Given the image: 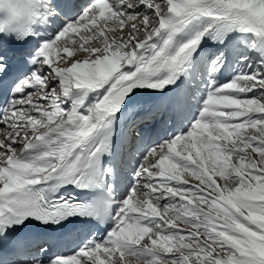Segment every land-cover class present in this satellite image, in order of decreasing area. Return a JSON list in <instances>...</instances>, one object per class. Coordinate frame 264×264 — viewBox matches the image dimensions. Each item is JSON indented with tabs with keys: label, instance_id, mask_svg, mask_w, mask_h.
Wrapping results in <instances>:
<instances>
[{
	"label": "snow or ice",
	"instance_id": "6c2138e0",
	"mask_svg": "<svg viewBox=\"0 0 264 264\" xmlns=\"http://www.w3.org/2000/svg\"><path fill=\"white\" fill-rule=\"evenodd\" d=\"M21 2L0 264H264V0Z\"/></svg>",
	"mask_w": 264,
	"mask_h": 264
},
{
	"label": "clouds",
	"instance_id": "9594fccd",
	"mask_svg": "<svg viewBox=\"0 0 264 264\" xmlns=\"http://www.w3.org/2000/svg\"><path fill=\"white\" fill-rule=\"evenodd\" d=\"M24 4L21 0H5L0 5V24H9L12 26H22L27 22L24 11Z\"/></svg>",
	"mask_w": 264,
	"mask_h": 264
},
{
	"label": "bare ground",
	"instance_id": "6f19581e",
	"mask_svg": "<svg viewBox=\"0 0 264 264\" xmlns=\"http://www.w3.org/2000/svg\"><path fill=\"white\" fill-rule=\"evenodd\" d=\"M142 100H145V101H148L150 98H148V97H143V98H141ZM146 109H142L141 111H145ZM141 111H139V112H141ZM138 113V112H137Z\"/></svg>",
	"mask_w": 264,
	"mask_h": 264
}]
</instances>
